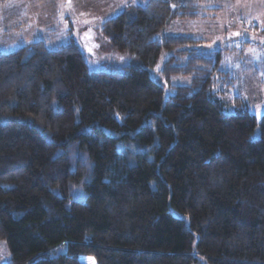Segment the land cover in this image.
Wrapping results in <instances>:
<instances>
[{
	"label": "trees",
	"instance_id": "obj_1",
	"mask_svg": "<svg viewBox=\"0 0 264 264\" xmlns=\"http://www.w3.org/2000/svg\"><path fill=\"white\" fill-rule=\"evenodd\" d=\"M219 1L128 6L98 29V71L70 31L0 51L4 264H264V114L227 109L219 50L159 36ZM153 73L189 83L165 95Z\"/></svg>",
	"mask_w": 264,
	"mask_h": 264
},
{
	"label": "rangeland",
	"instance_id": "obj_2",
	"mask_svg": "<svg viewBox=\"0 0 264 264\" xmlns=\"http://www.w3.org/2000/svg\"><path fill=\"white\" fill-rule=\"evenodd\" d=\"M147 0H0V51L10 52L35 41L48 48L65 43L68 31L85 53L92 71L106 69L111 59L108 47L98 29L107 19L128 6L142 5ZM204 11L203 18L173 21L160 31L164 34L191 35L202 39L199 46L205 52H221L220 69L232 73L236 83L224 93V103L231 110L234 96L243 99L256 117L264 114L261 83L264 79V0H222ZM156 71V69H155ZM171 93L174 85H187L186 77L163 81L151 74ZM162 80V81H161ZM9 260L5 241L0 240V264ZM85 264H95L81 257Z\"/></svg>",
	"mask_w": 264,
	"mask_h": 264
}]
</instances>
